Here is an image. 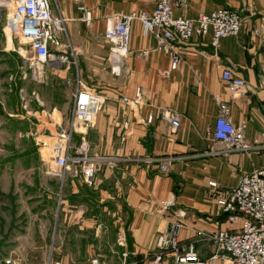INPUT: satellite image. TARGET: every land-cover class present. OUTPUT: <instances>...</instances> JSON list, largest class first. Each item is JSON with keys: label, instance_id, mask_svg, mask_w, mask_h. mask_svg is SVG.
I'll use <instances>...</instances> for the list:
<instances>
[{"label": "crops", "instance_id": "crops-1", "mask_svg": "<svg viewBox=\"0 0 264 264\" xmlns=\"http://www.w3.org/2000/svg\"><path fill=\"white\" fill-rule=\"evenodd\" d=\"M17 1L0 0V22L6 21ZM158 2L51 0L53 14L68 20L67 35L60 42H70L76 50V64L58 65L56 72L66 80L71 98L50 112L43 109L47 119L59 121L46 124L57 131L70 120L74 99L67 81L77 72L87 87L105 97V103L94 126L83 130L95 160L92 182L81 166L51 178L50 264H92L95 259L101 264H172L171 255L160 263L155 259L160 240L177 223L183 225L180 242H193L200 257L208 259L213 254L208 236L239 228L219 213L209 182L230 190L243 175L264 168V0H187L175 7V18L197 20L200 14L221 8L242 17L240 33L222 39L218 52L211 46V31L176 46L180 56L176 70H171L170 56L157 50L155 36L133 21L124 60L129 74H113L105 40L113 18L151 14ZM80 6L90 13V24ZM52 51L58 52L55 47ZM145 51L147 55L142 54ZM226 69L246 82V98L230 93L222 79ZM138 88L143 92L139 106L122 101L133 99ZM218 100L229 104L235 126L247 122L245 139L254 146L250 152L214 154ZM170 114L179 118L176 133L171 131ZM82 138L75 136V147ZM166 158L174 161L164 172L161 163L139 161ZM168 202L171 207L164 208Z\"/></svg>", "mask_w": 264, "mask_h": 264}, {"label": "built area", "instance_id": "built-area-1", "mask_svg": "<svg viewBox=\"0 0 264 264\" xmlns=\"http://www.w3.org/2000/svg\"><path fill=\"white\" fill-rule=\"evenodd\" d=\"M186 2L187 0H159L151 14L132 13L115 16L112 25L105 32V40L110 44L109 61L112 73L117 76L129 74V70L124 66V60L129 55L131 24L136 20L143 24L146 33L155 36L158 41L157 50L170 56L171 70H176L180 62L176 46L189 44L195 37H204L211 31V46L218 52L222 39L240 33L241 15L227 8L218 9L211 14L202 13L197 20L175 18L174 8ZM79 9L85 12L84 21L90 24V13L84 6H80ZM67 22L62 15L53 14L51 0H18L7 20L20 45L26 47L32 54L35 64L41 66L76 64L74 58L76 50L70 42L66 44L60 42V38L67 35ZM53 47L57 48L58 52H53ZM142 54L147 55L148 52ZM222 79L231 94L246 98L248 88L243 79L234 77L229 69L224 70ZM67 85L73 88L74 104L71 118L66 125L60 124L57 131L49 129L47 138L52 140V157L60 174L65 175L74 166H81L88 182L91 183L95 172V160L89 154V147L84 139L86 133L83 130L94 126L104 106L105 97L87 87L78 72L73 80L67 81ZM142 96V89L138 88L133 99L124 97L122 101L139 106ZM218 104L219 116L212 133V140L218 146L214 154L248 153L253 150L254 146L245 139L247 122L235 126L229 104L222 100H218ZM169 120L171 131L176 133L180 127L178 115L170 114ZM78 134L83 138L80 146L75 147L74 138ZM139 161L161 163L160 170L164 172L174 159ZM209 186L214 193L216 192L215 201L219 213L226 215L228 222L239 228L233 231L219 230L210 234L208 237L213 246V254L210 258L203 259L193 242L188 244L180 242L183 225L174 224L169 236L160 240V253L156 256V262L160 263L164 256L171 255L172 264H217L220 261L224 264H264V168L243 175L239 184L230 190L220 189L215 182H209ZM171 205L170 202L164 203V208ZM5 264L14 262L6 260ZM92 264L101 263L95 259Z\"/></svg>", "mask_w": 264, "mask_h": 264}, {"label": "rangeland", "instance_id": "rangeland-1", "mask_svg": "<svg viewBox=\"0 0 264 264\" xmlns=\"http://www.w3.org/2000/svg\"><path fill=\"white\" fill-rule=\"evenodd\" d=\"M6 21L0 22V264H50L51 178L59 170L47 138L55 129L46 122L59 121L42 111L71 97L56 72L61 66L35 64Z\"/></svg>", "mask_w": 264, "mask_h": 264}]
</instances>
